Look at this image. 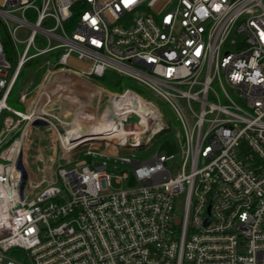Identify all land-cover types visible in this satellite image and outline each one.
Returning <instances> with one entry per match:
<instances>
[{"label": "built area", "instance_id": "built-area-1", "mask_svg": "<svg viewBox=\"0 0 264 264\" xmlns=\"http://www.w3.org/2000/svg\"><path fill=\"white\" fill-rule=\"evenodd\" d=\"M39 59L34 97L11 109L21 70ZM106 71L152 92L174 123L136 91L94 83ZM88 84L81 110L112 128L67 156L59 142L60 158L73 164L91 142L108 150L80 149L90 162L68 169L52 159L37 180L25 163L30 128L60 126L40 100L53 114ZM132 118L142 134L111 138ZM0 120V264H264V0H0ZM161 134L176 155H146ZM106 161L130 165L138 186L112 187Z\"/></svg>", "mask_w": 264, "mask_h": 264}, {"label": "rangeland", "instance_id": "rangeland-1", "mask_svg": "<svg viewBox=\"0 0 264 264\" xmlns=\"http://www.w3.org/2000/svg\"><path fill=\"white\" fill-rule=\"evenodd\" d=\"M27 36H28V31L21 30L17 33V39L19 41L25 40ZM2 43L4 45V49H5V52L8 58L13 57V50L9 42L7 41V39H3ZM36 45L39 48L44 47L43 42H38L36 43ZM23 49H24V43L20 42L16 44L15 51H17L18 53H21ZM37 61H38L37 64L35 61H32L30 64H27L20 72L19 77L15 85L13 86L10 92V95L7 99V105L11 109L20 111V112H23L25 110V105L19 102V96L23 92L30 91L31 94L29 95V97L31 98L34 97L35 91H36L35 89L37 85L40 84L43 78V75H44V70H45L44 68L39 67V65L41 64V59ZM12 64L14 63L12 62ZM70 64L73 66H76V68H79V69H85L87 67L85 63H81L73 59L70 60ZM138 87L140 88V90L139 91L137 90V93H139L141 97L149 101L150 104L153 105V109L155 111H158L159 113L162 114V117L164 121L166 122V124L167 125L173 124L174 123L173 115L169 110H167L164 104L161 101H159L155 97V95H153V93L148 91L146 88L142 86H138ZM126 89L128 88H125L123 91H125ZM128 90H132V89H128ZM106 91L110 93L120 94V93L112 92L109 90H106ZM132 91H135V90H132ZM65 95H67V97L70 98L71 102L63 101V103L61 104L60 112H62L65 115L69 112L68 113L69 115H66L64 118H58L56 115L47 112L46 109L44 108L45 109L44 111H46V114H48L50 118H52V120L55 123L59 124L60 126L53 127L48 124L37 123L30 128V131L28 134V140H27L26 148H25V163L31 169L32 174H34V176L36 174L37 180L41 178V168L43 167L47 168L50 165V162L52 159H54V161H56L57 163L65 165V167L68 169V168L83 164V162H81L83 161L82 157H80L79 153L77 152L78 150L84 149V148H92V149H99V150L104 149L105 151H107L109 147L108 145H106L105 143L101 141L83 144L82 146L76 148V150L74 151V155L72 156V160L76 162L70 165L65 164L64 159L60 158L62 155V150L59 146L58 136L64 135L65 131L69 127L68 124L66 125V123H68L71 119L75 117L74 116L73 118L70 119V114L73 113V108L75 107V105H77V110H79L78 109L79 107L82 108L85 105L84 103H80V102L85 100L86 91L80 92V95L82 96L80 97L79 100H77V96H72L71 91L70 92L68 91V93H66ZM30 102L31 100L28 99V101L26 102V105L30 104ZM81 104L83 105L81 106ZM56 114L59 115V117H61L58 112ZM5 116L11 117L13 119L16 118L15 114H13L10 111L3 112L1 115V119H3ZM57 120H60L61 122H64V123H59ZM136 121H137L136 118H132L131 120H128L126 124L123 125V130H130L134 127L136 128ZM0 127H1V123H0ZM168 131H169L168 132L169 135L171 136V131L170 130ZM178 151H179V147H178L177 142H175L174 140H170V139L169 140L164 139L161 141L157 140L156 142H154L152 144V147L149 153H147L146 155L163 154L165 156H174L178 153ZM119 155L120 156H130V153H123L122 151H120ZM132 155L134 159L138 161H142L143 159L146 158L145 156H142L139 152H134ZM39 160H43L44 164L40 163ZM100 162L101 160H98V163ZM106 164H107L106 171L112 176V181H111L112 187H114L115 189H118V188L130 189V188H135L138 186L137 182L135 181L132 175V168L130 165L120 164V163L115 164L112 161H106ZM47 172L48 171H45V174L48 176ZM122 175H126L127 180H124L119 185L114 184L113 182L114 178L116 176H122ZM177 215H181V208L178 210Z\"/></svg>", "mask_w": 264, "mask_h": 264}, {"label": "bare ground", "instance_id": "bare-ground-1", "mask_svg": "<svg viewBox=\"0 0 264 264\" xmlns=\"http://www.w3.org/2000/svg\"><path fill=\"white\" fill-rule=\"evenodd\" d=\"M60 81H62V79ZM44 89H45V93L52 92V90H53V88L51 86H46ZM93 89H94V87L89 85L86 89H82V91H86L88 93V95H90L92 93ZM139 101H140L141 105H139L137 103V107L141 110L145 106L147 109V106H149V105H146L142 101V99H139ZM123 102H124V100L121 101V103L119 102L117 104V106L119 104H122ZM43 103H44V100L43 101L41 100L37 110H39V111L41 110L44 113H46V111H44L45 109L43 108ZM82 105L83 104H81V106ZM78 109L80 110L81 108L79 107ZM148 109H150V107H148ZM92 119L93 118L91 115H87L86 113H84L81 116H75L68 123H66V125L68 124V126H69L68 129L65 131L63 136H58V141L61 143L62 147L64 148V155L65 156H67L66 150L69 149V148L67 149V146L71 145L76 140H79L81 138H82L81 141L92 140V139H94V137H93L94 135L100 134L103 131L111 130L112 126H110L109 123L105 122L103 119L96 118V117L94 120H92ZM57 121L59 123H64V122H61L60 120H57ZM130 130L135 132V133H133V136H139L140 134H142L144 132L143 128H135L134 127ZM112 131L114 132V135H111V138L119 136L120 134H123V132H124L123 127L114 128V129H112ZM69 156H70V154H68V157Z\"/></svg>", "mask_w": 264, "mask_h": 264}, {"label": "trees", "instance_id": "trees-1", "mask_svg": "<svg viewBox=\"0 0 264 264\" xmlns=\"http://www.w3.org/2000/svg\"><path fill=\"white\" fill-rule=\"evenodd\" d=\"M33 61H35L36 64L38 62L37 60H33ZM31 62H28L27 64H30ZM93 81L100 87L106 90L112 91V92H117V93H121L125 88L135 90L136 92L137 90L138 91L140 90V88L131 79H128L123 76H119L116 73L111 72V71H106L104 75L100 78H93ZM162 137H163L162 134L159 136H156L153 139V141L156 142L157 140H161ZM80 157H82V160L86 162H90L91 160L89 157H83V156H80Z\"/></svg>", "mask_w": 264, "mask_h": 264}, {"label": "crops", "instance_id": "crops-1", "mask_svg": "<svg viewBox=\"0 0 264 264\" xmlns=\"http://www.w3.org/2000/svg\"><path fill=\"white\" fill-rule=\"evenodd\" d=\"M71 94V93H70ZM72 96H76V95H73L72 94ZM80 99V96L78 97V100ZM66 101L68 102H71V100H70V98H68L67 97V99H66ZM81 111V112H80ZM59 113L60 114V116L61 117H59V115H57L56 113ZM87 112H88V110L87 109H85V110H77V108L76 107H74L73 108V113L72 114H70V119L71 118H73L74 116H81V115H83L84 113H86L87 114ZM56 113H53L54 115H56L58 118H64L66 115H69L68 113L65 115V114H63L62 112H60V111H56ZM83 113V114H82ZM64 116V117H63Z\"/></svg>", "mask_w": 264, "mask_h": 264}, {"label": "water", "instance_id": "water-1", "mask_svg": "<svg viewBox=\"0 0 264 264\" xmlns=\"http://www.w3.org/2000/svg\"><path fill=\"white\" fill-rule=\"evenodd\" d=\"M119 101V97L114 98L113 103H117Z\"/></svg>", "mask_w": 264, "mask_h": 264}]
</instances>
